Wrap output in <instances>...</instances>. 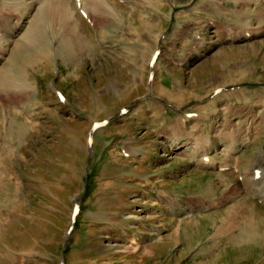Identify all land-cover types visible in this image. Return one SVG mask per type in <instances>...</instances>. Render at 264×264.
Returning a JSON list of instances; mask_svg holds the SVG:
<instances>
[{"label": "rangeland", "instance_id": "obj_1", "mask_svg": "<svg viewBox=\"0 0 264 264\" xmlns=\"http://www.w3.org/2000/svg\"><path fill=\"white\" fill-rule=\"evenodd\" d=\"M107 1L30 45L0 7V264H264V33L224 39L262 32L264 0Z\"/></svg>", "mask_w": 264, "mask_h": 264}, {"label": "bare ground", "instance_id": "obj_2", "mask_svg": "<svg viewBox=\"0 0 264 264\" xmlns=\"http://www.w3.org/2000/svg\"><path fill=\"white\" fill-rule=\"evenodd\" d=\"M7 2H5V0H0V7L2 6V4H12L13 6V10L14 12L12 13V21L11 23H13V27L11 29H8L11 33L13 32V35L15 32H19V31H22V34H21V39L19 40V42L22 44V45H30V44H34V41L35 39L38 38V35L41 33V31L43 32L44 30H40L38 27H37V23L39 22H42L45 24V22H48L49 27H52V25H54L55 23H61L62 26H64V32L66 30H69V31H77L78 27H77V23H76V20H75V12L74 10L71 8V0H36L37 2L40 1V7L37 9V11L35 12L36 14V17H33L31 22L28 23V26H27V22L26 21H23L24 19V14H23V11L24 12H29L30 9L33 7V4L32 0H6ZM76 2L79 3V6L80 9H83V10H90V11H98L99 8L100 10L104 9V10H111L110 7H109V1L107 0H74ZM125 1V0H124ZM131 1V0H130ZM245 1V0H244ZM243 1V2H244ZM250 1V0H249ZM248 1V2H249ZM133 2V1H131ZM130 2V3H131ZM212 3L211 4H207L208 6H210L211 9H218V10H221L223 9V7H225L224 5H222L219 0H216V1H211ZM247 3V2H246ZM112 4V3H111ZM132 4V3H131ZM245 4V3H244ZM251 4V3H250ZM37 6V5H36ZM6 7V6H5ZM36 9V8H35ZM99 10V11H100ZM219 12V11H218ZM238 12V11H237ZM240 12V11H239ZM32 13V12H31ZM90 13V12H89ZM89 15V14H88ZM239 15V14H238ZM260 17L264 16V13L262 14H258ZM2 16V15H1ZM97 16V15H96ZM8 18V17H7ZM87 18V17H86ZM258 18V17H257ZM26 19V18H25ZM10 20V19H9ZM258 20V19H257ZM256 20V21H257ZM15 21V22H14ZM9 25V24H8ZM39 26V25H38ZM79 26V25H78ZM249 26V25H248ZM6 28V27H5ZM251 28V27H250ZM261 28V27H260ZM4 29V28H3ZM57 29V28H56ZM0 30H1V27H0ZM240 30V29H239ZM3 31V30H2ZM5 31V30H4ZM3 31V32H4ZM8 31V33H9ZM45 31H52V29H46ZM44 31V33H45ZM62 31V30H61ZM257 29H248L245 33L243 31V34H240V35H237V36H234L233 37H230L232 39H238V40H243L247 37H254L256 36L255 34H263L264 33V30L262 32L259 31L256 32ZM1 32V31H0ZM55 32V31H54ZM5 33V32H4ZM3 33V34H4ZM53 33V31H52ZM6 34V33H5ZM17 34V33H16ZM15 34V35H16ZM64 34V33H63ZM9 35V34H8ZM14 35V36H15ZM51 36V34H49ZM55 35V33H54ZM62 35V34H61ZM7 36V34L5 35ZM11 36V35H10ZM4 37V35H3ZM1 37V39L3 38ZM62 38V37H61ZM227 38V37H226ZM5 39H9V38H5ZM249 40V39H248ZM63 44H65L66 46L67 45V41L66 39L64 40ZM1 46V45H0ZM72 49V47H71ZM70 49V50H71ZM2 50V49H0ZM3 52V50H2ZM7 74V73H6ZM151 83V82H150ZM22 86V85H21ZM13 88V87H12ZM150 89L152 90V85L149 84V87H148V90L150 91ZM264 101V99H263ZM262 101V102H263ZM259 102V101H258ZM261 103V102H260ZM264 106V104H263ZM262 106V107H263ZM250 112L253 113V108H249ZM249 115V114H248ZM182 126H184V124H182ZM181 126V127H182ZM185 127V126H184ZM182 129V128H181ZM180 129V130H181ZM185 130V128H184ZM227 136V135H225ZM230 136V135H228ZM227 136V137H228ZM226 137V138H227ZM232 137V135L230 136ZM228 140V139H227ZM204 142V141H203ZM240 142H245V141H239V140H235L234 137L233 138H229L228 142L229 143L227 146H226V149L229 151V152H234L237 147L239 146ZM175 143V144H174ZM206 143L211 145L209 140H206ZM206 143H203L206 145ZM247 143V141H246ZM249 143V141H248ZM173 144L175 146H183L184 144H181L180 145V142H179V138H176L175 141H173ZM244 144V143H243ZM249 145V144H248ZM186 146V145H185ZM207 146V145H206ZM246 146V145H245ZM201 147H204L203 145H201L200 143H197L196 144V147L192 150V154L195 153V152H199L201 149ZM212 147V146H211ZM188 148H191L188 147ZM207 148V147H206ZM205 148V150H206ZM89 149H92V144L91 146H89ZM187 149V148H186ZM185 149V150H186ZM208 150H209V146H208ZM227 151V152H228ZM188 152V151H187ZM190 152V151H189ZM188 152V153H189ZM207 154V153H206ZM229 156H230V153H228ZM201 154L199 153V156ZM205 154H203L202 156H204ZM262 155V154H261ZM190 156V155H189ZM194 156V155H193ZM198 156V157H199ZM232 156V155H231ZM196 157V158H198ZM206 157V156H205ZM192 159L195 160L194 157H191ZM199 160V159H198ZM196 160V161H198ZM201 161V160H200ZM205 162L206 163H212V160L211 159H208V158H205ZM198 163V162H197ZM201 163V162H200ZM214 163V162H213ZM213 166V165H212ZM228 166V165H227ZM263 175V173H262ZM258 198L261 199L262 201H264V189H262L261 191L258 192Z\"/></svg>", "mask_w": 264, "mask_h": 264}, {"label": "water", "instance_id": "obj_3", "mask_svg": "<svg viewBox=\"0 0 264 264\" xmlns=\"http://www.w3.org/2000/svg\"><path fill=\"white\" fill-rule=\"evenodd\" d=\"M88 152H89V157H90L91 153H92L91 149H89ZM89 165H90V161L87 162V165H86V168H85V174L86 175H87V172H88V169H89ZM84 182H85V185H84V188H83V192L85 191V188H86V182H87L86 178H85ZM68 236H69V232L67 233L66 237H68Z\"/></svg>", "mask_w": 264, "mask_h": 264}]
</instances>
